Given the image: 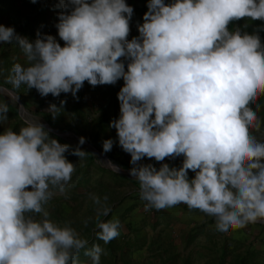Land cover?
I'll use <instances>...</instances> for the list:
<instances>
[{
  "label": "clouds",
  "instance_id": "obj_1",
  "mask_svg": "<svg viewBox=\"0 0 264 264\" xmlns=\"http://www.w3.org/2000/svg\"><path fill=\"white\" fill-rule=\"evenodd\" d=\"M58 7L63 46L39 32L30 42L0 24V42L15 40L26 59L11 69L14 87L78 99L85 81L96 87L122 78L120 116L110 127L131 156L130 175L146 210L185 204L213 217L221 233L264 222V141L250 132L260 128L250 104L264 94V26L251 34L229 29L245 18L264 22V0H148L139 36L130 41L134 10L125 0H59ZM57 110L54 104L48 109ZM7 112L0 104V122ZM113 144L103 141V151ZM69 148L40 122L0 134V264H80L82 249L100 264L101 246L87 249L86 239L52 221L45 208L75 171L65 156ZM71 154L83 158L86 152L77 146ZM179 156V168L140 163ZM110 211L98 209L94 228L105 244L120 234L119 220L100 219Z\"/></svg>",
  "mask_w": 264,
  "mask_h": 264
},
{
  "label": "rangeland",
  "instance_id": "obj_2",
  "mask_svg": "<svg viewBox=\"0 0 264 264\" xmlns=\"http://www.w3.org/2000/svg\"><path fill=\"white\" fill-rule=\"evenodd\" d=\"M58 4L59 0H36L35 3L31 0H0V24L14 28L18 35L30 42L36 40L39 32L54 36L63 46L55 27L62 11ZM262 24L264 22L245 18L232 22L229 29L235 30L239 26L250 34V30L253 33L255 28L264 26ZM135 30L130 28L129 41L139 36ZM123 62L127 70L128 61ZM16 63L26 64L18 43L15 40L0 42V104L17 108L13 112L7 105V119L0 122V134L8 129L18 133L26 122H40L51 138L70 146L65 156L75 165L64 193L57 192L45 205L52 221L69 224L81 238L92 246L99 244L103 249L105 243L98 240L94 232L96 216L98 209L110 208L109 215L100 219L120 222V234L116 239L122 246L117 250L122 252L124 249L126 253L125 257H117L119 264L126 260L130 264H184L185 260L189 261L188 264H236L238 259L245 264H264V222L221 233L216 230L213 217L199 210H190L185 204L159 211L146 210V202L139 195V183L130 175L131 156L119 146L116 130L110 127V123L120 116L117 94L124 85L122 78L115 85L96 87L85 81L76 94L78 99L71 93L42 97L35 88L29 90L24 84L17 88L9 81ZM62 101L66 103L62 104ZM53 104L58 108L55 113L48 111ZM250 107L256 111L260 122V128H250V132L264 141V94L259 95ZM81 137L85 138L83 145H79ZM108 139L114 144L111 151L104 152L103 141ZM77 146L92 152V162L86 156L79 158L71 154ZM182 162L183 156L166 158L163 162L147 157L140 161L153 164L157 169L161 163L179 168ZM188 175L191 179L195 173L189 170ZM92 196L99 197L101 204H95ZM36 218L40 219V216L36 215ZM85 250L79 256L80 264H92L91 257L84 255ZM100 264H103L101 257Z\"/></svg>",
  "mask_w": 264,
  "mask_h": 264
},
{
  "label": "trees",
  "instance_id": "obj_3",
  "mask_svg": "<svg viewBox=\"0 0 264 264\" xmlns=\"http://www.w3.org/2000/svg\"><path fill=\"white\" fill-rule=\"evenodd\" d=\"M259 27H261V26H259ZM259 27H257V28H255V30H257ZM250 28H252V26H250L249 27V29ZM252 33V31L250 30V34ZM259 35H260V38H261V42H262V44H264V31H260L259 32ZM8 105V107H9V109L10 110H12L13 112H15V110H17V108L16 107H13L12 105H10V104H7ZM47 121H50L49 119H47ZM83 151H85L86 152V154H85V156L87 157V158H89L90 160L89 161H91L92 162V159H93V154H92V152L90 151V150H83ZM112 173H113V171H111ZM106 218V217H105ZM104 218V219H105ZM106 220V219H105ZM89 240H91V237L89 238ZM99 240V239H98ZM98 241H96V243H97ZM128 243V242H127ZM130 243H128V245H129ZM126 245V244H125ZM124 245V246H125ZM121 246H122V244L121 243H119L118 241H117V239L115 238V239H113L112 241H110L109 243H107V244H105L104 245V247H103V254L101 255V258H102V261H103V264H119L118 262H119V260H117V257H120V258H122V257H125L124 256V253H126V252H124V251H126V250H124V249H122V252L121 251H118L119 249L121 250ZM89 247H92V245L89 243V241H88V245H87V248H89ZM118 249V250H117ZM83 250L84 249H82L81 251H80V253H79V256L81 255V253L83 252ZM122 256H121V255ZM247 259L249 260V259H251V257H249V254H248V256H247ZM244 260H246V259H244ZM238 263H236V264H245L244 262H242L240 259H238V260H236ZM241 261V262H240ZM189 263V261L188 260H185L184 261V264H188ZM121 264H130L129 263V261L128 260H126V261H123V263H121Z\"/></svg>",
  "mask_w": 264,
  "mask_h": 264
},
{
  "label": "crops",
  "instance_id": "obj_4",
  "mask_svg": "<svg viewBox=\"0 0 264 264\" xmlns=\"http://www.w3.org/2000/svg\"><path fill=\"white\" fill-rule=\"evenodd\" d=\"M126 4L133 8V16L130 20V28H135V32L139 34L137 25L142 24L143 16L148 11L147 3L148 0H125ZM167 3V1L165 0ZM172 2V0H170ZM137 34V35H138Z\"/></svg>",
  "mask_w": 264,
  "mask_h": 264
},
{
  "label": "water",
  "instance_id": "obj_5",
  "mask_svg": "<svg viewBox=\"0 0 264 264\" xmlns=\"http://www.w3.org/2000/svg\"><path fill=\"white\" fill-rule=\"evenodd\" d=\"M113 168H115V169H116V167H113ZM117 169H119V170H122V168H119V167H117Z\"/></svg>",
  "mask_w": 264,
  "mask_h": 264
}]
</instances>
